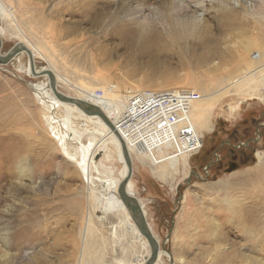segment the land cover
Masks as SVG:
<instances>
[{
	"label": "rangeland",
	"instance_id": "obj_1",
	"mask_svg": "<svg viewBox=\"0 0 264 264\" xmlns=\"http://www.w3.org/2000/svg\"><path fill=\"white\" fill-rule=\"evenodd\" d=\"M179 1L182 4L187 1L186 6H192L186 8L187 17L182 19L190 37L185 41L181 30L173 29L171 41L174 45H168L167 42L165 44L164 39L161 42L168 48L174 46L175 52L170 48V52H164L163 55L148 52L151 45L140 43L138 35L130 44L121 46L115 44V40H109L110 42H105V50L109 48L106 50L107 55L104 57L103 53H98L102 64L93 67L90 61L72 63L79 68V71L71 74L72 78L83 84L84 80L99 83L98 79L104 77L134 91L186 90L195 92V95L203 93L207 96L219 90L221 81L226 79L229 82L232 77L243 73L254 52L264 51V0H203V10L195 7L202 0ZM3 2L8 7L7 14L11 15L4 17L0 13L2 55L18 53L19 57L0 66V233L7 234L9 244L7 252L0 245V264L12 263L10 257L2 256L5 252L10 256L16 252L14 245L20 239L17 220L22 216V210L28 215L34 212L31 209L35 194L48 200L47 204L51 207L50 212H39L44 214L39 218L42 227L34 229L36 234L46 238L41 247L46 249L49 256L41 257L42 264H59L58 258L63 254L65 264H77L80 240L77 235L84 226L82 218L87 206L85 197L88 187L81 176L80 167L73 164L69 157L80 163L83 156L80 155L76 160V149H79L76 143L67 140L61 144L58 138L64 131L60 127L65 116L64 107L54 108L53 120L49 117L46 119L44 107H50L53 103L44 92L49 76L46 73L37 76L27 73L31 61L24 48L9 53L18 43H25L19 37L17 23L28 40L35 44L40 42L39 44L47 47L53 46L51 37L55 28L60 40L55 44V50H58L60 47L63 49L67 42L60 36L67 28H76L93 40L104 39L108 29L115 25L128 23L133 28L135 24L129 21L133 9L141 8V14L154 16V9L162 4L166 5L169 0H148L149 8L142 0L99 1L97 7L103 9V17L99 21L94 20L92 15L87 17V6L84 7L80 0ZM219 3L225 7L221 9ZM231 13L237 14V21L231 19ZM170 25L168 30L176 26ZM205 28H209L212 38L206 49L200 42L205 39ZM193 32H197L196 35ZM91 48L71 52L72 58L83 61L88 56V60H92L89 56L90 50H93ZM208 49L215 55H212L214 59L210 57L199 63L198 57ZM32 57V66L37 70L52 65L39 55ZM54 91L60 96L86 99L79 91L63 83L58 82ZM94 91L103 94L101 87H94ZM260 92L258 96L251 97L238 90L226 92L219 100L205 106L212 111L208 121L209 129L203 133V149L198 154L195 152L187 158L182 155L180 158H172L168 164L156 165L147 157L146 161L141 162L132 156L133 172L128 183L132 184L131 189L136 199L145 206L149 226L165 252L157 264H255V259L261 261L260 250L255 251V244L259 240L258 232L264 226V200L261 199L262 195L264 197V167L260 168L257 155L260 153L264 156V89ZM206 115H209L208 112ZM75 123L79 124L80 131L89 130L90 133L95 129V125L88 120L74 121V126ZM89 136L86 134L82 138L84 145L89 144ZM29 141L32 145L31 154L25 155L23 152ZM64 146L69 148L66 153L63 152ZM171 148L175 147H164V153H168ZM144 153L145 156H151V152ZM102 154L98 153L96 156L98 165L101 161L104 163ZM217 154L221 158L214 161ZM169 155L171 154L168 153L167 160L171 158ZM24 163L27 164L26 168L34 167L36 177L33 176L31 183L35 185L29 184L27 178H23L24 174L20 173V169H25ZM113 165L115 176L119 178L123 167L117 161ZM166 165L169 169L162 176V167H167ZM21 179L28 187L20 186ZM248 181L256 182L259 188L245 184ZM12 184L14 188H11ZM33 188L35 192L32 194L29 190ZM59 198L65 200V207ZM77 202L81 203L83 209L79 219L76 210L73 211ZM45 208L47 209L46 206ZM97 215L101 217L100 214ZM100 217L96 216L94 220L98 224L96 230L100 233L99 237L105 241V247L101 250L102 254L100 250L86 254L87 261L94 263L100 254L104 264H142L144 258L146 260L150 256H147L149 247L145 248L143 243L133 239L128 231L126 238L122 235L124 231L120 229L114 233L112 227L118 224L114 218L109 217L103 224L99 221ZM245 226L250 230L247 231ZM254 232L257 233L256 236ZM73 237H76V241L79 239L75 247L72 245L75 241ZM57 241L60 245L52 250L53 253L49 252L51 244ZM33 247L26 248L22 254L24 259L38 250V247Z\"/></svg>",
	"mask_w": 264,
	"mask_h": 264
},
{
	"label": "bare ground",
	"instance_id": "obj_2",
	"mask_svg": "<svg viewBox=\"0 0 264 264\" xmlns=\"http://www.w3.org/2000/svg\"><path fill=\"white\" fill-rule=\"evenodd\" d=\"M99 1L105 3L106 0H80V2L83 3L84 7L87 6V10H86L87 17L88 15H92L94 17V20L97 21H99L100 18L103 17L102 14L103 9L101 8L99 9L97 7V3H99ZM221 2L224 1L221 0ZM142 3L146 7H148L147 5L148 0H142ZM187 3H188L187 1L186 3L182 4L179 0H169V3H167L166 5L162 4L154 9L153 11L154 16H150V15L147 16L141 14V10H143L141 8H140L141 10L139 8L133 9V12L131 13L132 18L129 19V21L135 24L133 28L130 27L128 23L115 25L110 29H108V31L105 33L107 36L104 39L93 40L91 36L87 37L85 35L86 33H83L76 28L73 29L67 28L65 29L64 33L62 32L63 33L62 35L60 34L62 39L67 40V42H65L64 44L65 46L63 49L60 47V49L58 50L57 49L55 50V44H58L60 40L58 37L59 34L56 32L55 28L52 32V37H51L53 46L49 47L48 45L47 47L39 44L40 42L35 44L33 41L31 42L30 40H28V37L26 36L25 32H23L19 28L20 26L17 23L18 21L14 18L19 30L18 33L19 37L22 38L21 40L24 41L25 43L23 44L18 43L20 44V46H17V48L15 46L11 51H9V53H13L16 52L17 49L24 48L25 52L28 53L31 61L29 62L27 73L30 76H37L44 73H46L49 76V82L47 86L44 88V92L46 96H49V98L53 100V103L51 104L50 107L49 106L44 107V109L46 110V113H44L46 119L49 117L50 120H53L52 114L54 108L64 107L63 115L65 116L63 122L61 123L62 126L60 125V127L64 128V131L63 133L60 132L61 133L59 135L60 137H58L57 135L56 136L61 141V144L65 143L67 140L76 143L75 145L79 147V149H76L77 152V157L75 158L76 160H78L77 158H80V155L83 156L82 161L80 163L78 162L76 163L75 160H71L69 157V160L73 164H78V167H80L79 170L82 173L81 176L84 178V181H86V185L88 187L87 188L88 191L86 193L87 196L85 197L86 198L85 203L87 204V206L85 207L84 211L82 209L81 203L77 202L75 206L73 205L75 208V209L73 208L74 209L73 211L76 210L78 219L80 216H82L81 210L84 213L83 214L84 216L82 218V221H84V226L81 227L82 225L80 223L81 226L79 227H81V230H79L77 235L80 239V240L78 239L79 244L77 248L78 251L77 264H94V263L104 264V262L102 261L103 256H100V254L103 253V251L101 250L103 249V247H105V241L103 240V238L99 237L100 233H98V231L96 230L98 224L96 225L94 218L96 216L100 217L97 214L101 215L99 221L103 222V224L107 222V219L109 217L114 218L116 222H118V224L113 225L112 227L114 229V233L118 232V230L120 229L124 231L122 235L123 237L126 238L128 236L127 235V231H128L130 236L133 237V239H136L141 244L143 243L145 248L149 247V252L147 256L149 255L150 256L146 258V260L144 258L142 264L148 263L153 252L157 248L156 245L153 244L144 235L143 228H145L158 243L157 257L153 261V264H157L162 259L165 252H163V250L160 248L159 240L155 238V235L153 234L152 229L149 226V222L147 221V213L145 211V206L136 199L135 194L131 189L132 184L128 183L129 178L133 172L132 163L134 162V160L132 156L134 157L135 160H139L141 162L146 161L145 157H147V159L149 158V160H151L154 163V165H156V164H165V163L168 164V162H170L172 158H180L182 155H184V157L187 158V156L189 155L193 156L192 154L195 152H197L198 154L199 151L203 149V145H204L203 133L204 131L209 129L208 121L212 111V109L209 108L207 109L205 106L209 105L213 101L219 100L220 96H222L226 92H232L234 90H238L239 92L241 91L242 93H246L251 97V96H258L259 95L258 93H261L260 92L261 89H264V51L254 52V54L251 55L252 59H250L248 53L247 55L250 60L247 61V66L244 65L246 64V62L243 64V66L246 67L244 71H242L243 69H241L243 73L237 74L236 76L233 75L234 77H232L231 79L229 78L230 79V81L228 80L229 82H227L226 79L221 81V83H219L220 88L217 92H215V94L213 93L206 96L203 95V93H201L200 95H195V92L193 93L186 90H169V92H174L183 95L184 102L179 103L180 105L176 106L177 108L175 109L174 112V110L172 109L173 105L168 101H166L168 108L172 110L169 112V114L167 113L165 117H163L162 115L165 113L166 108H163L161 111L159 109L153 111V109L150 106H147L145 105L144 102H141V98L145 94H148L146 98H150L151 96H155V95L158 96L164 94L165 92H167L165 90H160V91L135 90L134 91L131 90V88L129 87L127 88V86L125 85L118 84L119 82L116 83L115 81L109 80L108 78H104V77L98 79L99 83L92 80L83 79L85 81L83 84H81L76 78L75 79L72 78L71 74L79 71V68L72 65V63L76 62L78 64L79 63L82 64L90 61L91 63H93V67L102 64V59L98 57V53L99 52L103 53L104 57L105 55H107L106 50L109 48L105 50V42L109 40L110 41L115 40L116 41L115 44L121 46L126 43L130 44V42L133 39H135V37L138 35L140 37V41H139L140 43L142 44L148 43L149 45H151V47L147 49L148 52L154 51L159 54L166 52L167 54V52H170L169 48L172 50V52H175L176 51V50L174 51L175 48L173 49L174 46L172 47L170 45L171 47L168 48V46L165 45L166 44L165 42H167L168 45L169 44L174 45L173 41H171L173 37L172 36L173 29L176 30L180 29L181 36L185 41H187L188 37H190V33L186 30L185 25L182 23V19L187 17L186 8L192 7L190 4H188L187 7L186 6ZM203 4H204L203 0L198 1L195 7L196 8L199 7L202 9L204 8ZM219 7H221L222 9L225 6L220 4ZM7 8L8 7L3 2V0H0V13H2L4 17H10L11 15V14L10 15L7 14ZM231 19L237 21L238 19L237 14L231 13ZM170 24H174L176 26L168 30V28L171 27ZM242 25H244V23ZM159 26H161L160 29ZM204 30L205 32L207 31L206 33L202 31L205 34L204 36L205 39H203V41L200 42L202 43V45H205L204 49H206L209 46L208 44H210V42L212 41V38L209 28H205ZM59 31H62V29ZM193 33L194 35H196L197 32L196 33L193 32ZM199 34H201V32ZM214 37L216 38V36ZM163 39L165 46L161 43ZM189 43L190 42L188 41V44ZM85 46L92 47L91 49L93 50H90L89 53L90 54L89 56H91L92 60L91 59L88 60L89 58L88 56H85L87 58L84 59L83 61H78L80 58H72L73 53L71 54V52H76L78 50L85 51L86 48H88V47L85 48ZM1 49H2V41L0 37L1 67L7 64L10 60H13L15 57L17 56L19 57L18 53L2 55ZM27 49L31 52L33 56L39 55L42 58L49 61L52 65H49L48 68L37 70L35 67L32 66L34 65V60L32 55ZM141 54L144 53L141 52ZM212 55L214 54H212V52L210 53L209 49L206 50L203 54H201L200 57H198L197 55L199 63L208 60V58L212 57ZM187 56L189 57V54H187ZM58 82L65 84L69 88H73L75 91H79L82 95H84V97H86V99L83 98L74 99L72 97L70 98L64 95L60 96L56 91H54V86H56ZM32 86L34 89H37L35 88V85ZM96 86L101 87L103 89V94L100 91L99 92L94 91V87ZM53 94H58V95L54 96ZM133 102H138V103L133 105L132 104ZM178 109H180L181 112L177 111ZM75 112H77L76 115H74ZM207 112L209 114L208 116L206 115ZM78 120L81 121L88 120L89 122H92L95 125V127H93L95 129H93L92 132L90 133H88L89 130L80 131L78 128L79 124L75 123L74 126V121H78ZM123 125L126 126L128 129H130L131 131H133L135 133V137H138L139 139L138 140L134 139V136L130 132H127L126 129L123 127ZM86 134L90 135L88 138L89 140L88 145H84L82 143V138ZM27 143L28 146L23 152L25 153V155L31 154L30 149H32V145L30 144V141ZM168 146L175 147L167 151L169 154H171L169 155L171 158L168 157L170 160H167L168 153L166 154L164 153V147L167 148ZM63 148H64L63 151L64 153H66L69 150L68 146H64ZM190 149H194V151H189ZM144 152H149V153L151 152V156L150 157L147 155L145 156ZM98 153L104 154V155L102 154L104 158V163H102V161L99 163V165H101V168L96 162L97 161L96 156L98 155ZM257 155L259 157V162H260L259 166L260 168H262L264 167V156H261L260 153H258ZM116 161L118 164H120L123 167L120 177L117 175L119 178L115 176V169L113 165V163H115ZM24 166L25 169L22 170L20 169V173L24 174L23 178H27L26 181L28 180L29 184L35 185L31 183L33 180V176L36 177L35 176L36 174L33 173L34 167L26 168L27 167L26 163H24ZM166 166L167 167H162L163 169L162 176H164L167 173V170L169 169L168 165ZM246 176L247 174H245L244 177ZM22 181L24 180L21 179L20 186L22 185L28 187V184L26 183L24 184ZM246 183L247 185L257 186L256 182L250 183L248 181L245 182V184ZM14 187L15 186L12 184L11 188ZM29 191L32 192L33 194L35 192V188ZM262 194H263V190H262ZM126 197L129 198L135 205H137L139 210L138 213L140 216L136 217L134 215L133 211L126 203L125 200ZM59 199L61 200L62 198ZM261 199L264 200L263 195ZM32 200H33L32 203L33 208L31 210H34V212L28 215L24 210H22L21 211L22 216H20L19 220H17L18 222L17 234L20 237V239L14 245V251L16 252L12 256H10L9 253H6L7 248L9 247L7 234L0 233V245H3L5 248L4 250H6V252L2 257L4 258L6 256L10 257L12 262L11 264H42L41 257L49 256V254H46L47 252H45L46 249L41 247L43 245L42 242L46 238L36 234L34 229L35 227L37 228V226L42 227L39 224L40 223L39 218H41L44 214H41L39 212L41 210L42 211L46 210L47 212H50L51 207H49V205L47 204L48 200L44 199L43 197L40 198L39 195L37 194L34 195V199ZM42 200L45 201L41 202ZM62 201L65 207L66 202L64 199H62ZM45 206L47 207V209L45 208ZM245 229L247 231L250 230L246 226ZM253 234H255V236L257 235L256 232H254ZM258 237L259 240L258 242L256 241L257 243L255 244L256 245L255 251L260 250L261 253L260 255H262L261 256L262 258L261 261L255 259L254 263L264 264V256H263L264 226L258 232ZM73 238H75V241L73 242L72 245H74L75 247V244L78 242V240L76 241V237ZM59 245H60L59 241L55 243L53 242L50 246L49 252H52V250L54 248H57V246ZM33 246L36 248L38 247V250L36 252L34 251L27 258L25 257L24 259L22 254L24 253L26 248ZM257 246L258 248H256ZM96 250L97 251L100 250V254L98 253L99 255L97 256L94 263H90V261L86 260V254H89V252L94 253V251ZM58 262L59 264L66 263L65 254H63L61 257L58 258ZM47 264H53V263H47Z\"/></svg>",
	"mask_w": 264,
	"mask_h": 264
},
{
	"label": "built area",
	"instance_id": "obj_3",
	"mask_svg": "<svg viewBox=\"0 0 264 264\" xmlns=\"http://www.w3.org/2000/svg\"><path fill=\"white\" fill-rule=\"evenodd\" d=\"M178 92V91H177ZM148 94H145L142 98H141V102H144L145 105L150 106L153 111L159 109L160 111L163 108H166L165 113L162 115L163 117H165L167 115V113L169 114V112L173 109L175 112V109L177 108V105H180L179 103L184 102V96L180 95L178 93H174V92H165L162 95H155V96H151L150 98H146ZM171 103L173 105L172 109H169L167 106V102ZM138 102H133L132 104H137ZM177 111L181 112L180 109H178ZM123 127L126 129L127 132H130L133 136L134 139H139L138 137H135V133L133 131H131L130 129H128L126 126L123 125ZM196 150V149H195ZM189 151H194V149H190Z\"/></svg>",
	"mask_w": 264,
	"mask_h": 264
},
{
	"label": "water",
	"instance_id": "obj_4",
	"mask_svg": "<svg viewBox=\"0 0 264 264\" xmlns=\"http://www.w3.org/2000/svg\"><path fill=\"white\" fill-rule=\"evenodd\" d=\"M17 46H20V44H17L16 45V48H17ZM125 200H126V203H127V205L131 208V210L133 211V213H134V215L137 217V216H140L139 215V210H138V207H137V205H135L129 198H125ZM144 225V224H143ZM143 233H144V235L153 243V244H155L156 245V250L153 252V254H152V256H151V258L149 259V261H148V263L147 264H153V261L155 260V258L157 257V249H158V243H157V241L153 238V236L145 229V228H143Z\"/></svg>",
	"mask_w": 264,
	"mask_h": 264
},
{
	"label": "flooded vegetation",
	"instance_id": "obj_5",
	"mask_svg": "<svg viewBox=\"0 0 264 264\" xmlns=\"http://www.w3.org/2000/svg\"><path fill=\"white\" fill-rule=\"evenodd\" d=\"M244 145V144H243ZM247 146H249V145H247ZM220 158H221V156L219 155V154H217L215 157H214V161L215 160H220ZM214 163V162H213Z\"/></svg>",
	"mask_w": 264,
	"mask_h": 264
}]
</instances>
